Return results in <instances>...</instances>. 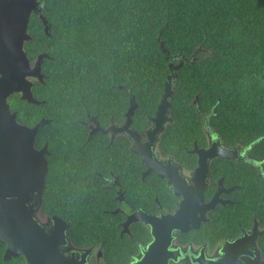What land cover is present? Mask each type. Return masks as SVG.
<instances>
[{"label": "trees", "instance_id": "trees-1", "mask_svg": "<svg viewBox=\"0 0 264 264\" xmlns=\"http://www.w3.org/2000/svg\"><path fill=\"white\" fill-rule=\"evenodd\" d=\"M41 6L48 33L32 14L31 38L24 43L31 63L41 52L48 55L44 82L34 80L32 86L41 103L18 93L7 98L18 122L50 120L35 136V145L46 143L48 149L40 213L65 217L78 244L103 243L110 264L126 261L137 246L130 236L119 235L115 222L105 221L100 173L106 167L130 170L139 156L126 137L118 148L102 132L87 137L85 123L90 116L101 126L111 118L122 121L130 92L137 103L132 127L143 132L169 62L176 61L170 56L194 55L177 70L173 122L160 136L161 152L193 160L186 148L193 141L204 144L203 115L209 113L206 118L224 143L260 137L251 150L264 156V0H42ZM249 170L218 158L210 174L213 181L222 174L226 182L240 184L237 199L244 203ZM148 183L141 179L142 186ZM156 184L164 185L162 179ZM236 205L223 207L227 216ZM146 237L144 231L141 239ZM3 246L0 264H14L15 257L3 258Z\"/></svg>", "mask_w": 264, "mask_h": 264}, {"label": "water", "instance_id": "water-1", "mask_svg": "<svg viewBox=\"0 0 264 264\" xmlns=\"http://www.w3.org/2000/svg\"><path fill=\"white\" fill-rule=\"evenodd\" d=\"M42 0H0V243L5 244L3 258L22 256L25 264H76L73 257L66 258L59 249L64 242L67 223L57 215H51L50 224L43 226L38 222L35 213L39 208L40 198L48 172L47 144L36 148L34 140L37 132L49 119L41 118L33 125L17 121V112L12 111L7 98L18 93L20 98L29 103L40 104L32 92L33 80L44 82L42 63L47 53H39L31 64L24 49L25 41L31 38L28 23L32 13L40 19L44 31L48 33V24L42 13ZM175 62H169L170 72L166 76L163 91L156 109L149 117L150 125L144 130V136L132 127V115L137 103L129 92V105L123 114L122 123L116 125L112 120L102 127L96 119H90L94 125L90 128L89 138L96 132L109 133L111 140L117 133H123L131 141V151L141 156L146 167L142 176L156 171L158 176L166 178V183L179 194L189 197L184 200L176 212H183L187 220L178 225L183 230L197 227L201 220H206L204 213L217 204L229 201L219 198L226 189L221 188V179L213 197L203 202V190L208 184V163L215 157L236 159V151L222 144L221 137L212 138L206 148L196 145L191 150L198 156L197 166L192 172L190 182L179 173L178 165L171 159L166 161L154 156L153 147L158 143L166 125L173 122L170 115L171 96L177 77V70L184 61L192 62L193 56L180 54L170 56ZM181 188H184L183 191ZM37 198L32 200L33 194ZM196 208L200 215L189 216L187 209ZM139 212V211H138ZM137 211L130 214L123 224V230L133 221L148 223L152 241L147 245L132 264H166L172 252H166V240L172 227L167 218H159ZM175 226V224H174ZM169 252V251H168ZM87 251L83 252L79 264H84ZM206 264H214L208 261Z\"/></svg>", "mask_w": 264, "mask_h": 264}, {"label": "flooded vegetation", "instance_id": "flooded-vegetation-1", "mask_svg": "<svg viewBox=\"0 0 264 264\" xmlns=\"http://www.w3.org/2000/svg\"><path fill=\"white\" fill-rule=\"evenodd\" d=\"M32 14L35 15L34 13ZM33 63L34 61L31 64ZM208 114L209 113L203 115L202 122L204 144H198L196 141H193L192 146L186 148V152L193 156V160L179 159L174 153L163 154L159 147L160 139L153 147L154 156L163 161H166L168 158L171 159L175 165H178L179 173L186 178L188 182H190V177L197 166L198 160V156L192 153L191 150L195 145L198 148H206L212 138L219 136L208 122L206 118ZM91 120L92 119H90V122L85 123L87 137H89L90 128L94 125V122H91ZM111 120L112 118L110 121ZM113 122L116 125L122 123V121ZM109 124L110 122L102 127H106ZM149 125L150 122L144 130L148 128ZM144 130L140 132L143 136ZM104 134H106L109 142H116L117 148L119 147V143L122 142V136L126 137L123 133H117L111 140V135L109 133ZM259 139L260 137H256L246 142V144L235 143L229 145L224 143L221 138L222 144L234 149L237 156L236 159L232 160L223 157H215L209 161L207 169L208 184L203 190V202L207 203L213 197L218 189L219 179H221L222 182L221 188L226 189V191H222L219 194V198L229 202L224 205L221 203L217 204L213 209L206 211L204 213L206 220H201L197 227L186 230L178 227V225L192 218H186L183 212L177 213L176 210L179 208L180 203L182 204L189 196L185 193H175L171 187L167 185L166 178L159 177L156 171H151L145 176H142L146 167L143 165L139 154L135 153L139 157L135 159V163L130 170L118 172L119 169H117L118 171L114 170L116 172H112L106 167L104 172L100 173L104 190V197L101 200L103 206L102 212L107 214L105 221L115 222V228H119V235L130 236L137 246L136 251L131 253L126 261H122V259L117 260L115 264H132L133 261L137 260L138 255L145 250L147 245L152 241L149 224H143L144 222L140 220L129 223L126 227L127 231L121 233L124 228V222L134 211H137L138 215H142L140 212H143L161 219L165 217L169 220L172 227L168 235L169 238L166 240V252H172V256L168 254L166 264H206L208 261H213L214 264H264V156H258L251 150L253 144ZM128 142L130 149L132 144L129 139ZM44 144L36 146L34 140L36 148H42ZM218 158L229 160L234 164H245L250 169L249 174H247L249 184L247 186L248 195L244 203L237 199L242 188L240 184L237 182H226L222 174L216 176L214 181L211 179L210 169L212 162ZM130 178L137 180V184L129 185L128 179ZM146 178L149 180V183L142 186L140 184L141 179ZM157 179H162L164 185L160 186L156 184ZM181 189L185 191L184 188ZM132 191L136 197L133 196ZM35 198H37V195L34 193L32 195V200ZM229 204H237L233 208L231 217L227 216V210L223 209V207ZM41 205L42 197L40 198L39 208L35 213V217L40 224L48 226L51 223V215L60 216L67 223V227L64 230V242L59 245V249L64 257H73L75 263L79 264L83 252L87 251L84 257V264H110L106 256L107 248H105L103 243L78 244L74 241L72 237L74 235L70 232L69 221L57 213H47L43 216V214L40 213ZM186 214L189 216H197V218H199L200 215L196 208L192 210L188 208ZM144 231L147 237L142 240L141 236ZM3 247V249H5V244ZM12 257L16 258L14 264H25V260L22 256Z\"/></svg>", "mask_w": 264, "mask_h": 264}, {"label": "rangeland", "instance_id": "rangeland-1", "mask_svg": "<svg viewBox=\"0 0 264 264\" xmlns=\"http://www.w3.org/2000/svg\"><path fill=\"white\" fill-rule=\"evenodd\" d=\"M33 81L36 80V79H32ZM109 170H111L112 172H115L113 168H108ZM109 173V172H108Z\"/></svg>", "mask_w": 264, "mask_h": 264}, {"label": "bare ground", "instance_id": "bare-ground-1", "mask_svg": "<svg viewBox=\"0 0 264 264\" xmlns=\"http://www.w3.org/2000/svg\"><path fill=\"white\" fill-rule=\"evenodd\" d=\"M257 143V142H256ZM246 151V150H245Z\"/></svg>", "mask_w": 264, "mask_h": 264}]
</instances>
